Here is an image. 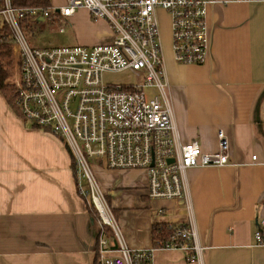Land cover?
I'll use <instances>...</instances> for the list:
<instances>
[{
    "label": "crops",
    "instance_id": "obj_1",
    "mask_svg": "<svg viewBox=\"0 0 264 264\" xmlns=\"http://www.w3.org/2000/svg\"><path fill=\"white\" fill-rule=\"evenodd\" d=\"M213 1L207 62L176 63L169 38L165 93L181 143L213 154L221 131L229 164L190 169L189 203L149 199L144 171L97 167V187L129 249L154 248L153 227L194 225L200 262L160 249L153 264H264L254 238L259 230L264 240V0ZM79 10L87 14L79 43L109 42L108 26ZM87 199L64 142L29 128L0 92V264H95L101 223ZM103 238L116 246L111 229Z\"/></svg>",
    "mask_w": 264,
    "mask_h": 264
},
{
    "label": "built area",
    "instance_id": "obj_2",
    "mask_svg": "<svg viewBox=\"0 0 264 264\" xmlns=\"http://www.w3.org/2000/svg\"><path fill=\"white\" fill-rule=\"evenodd\" d=\"M56 10L15 7L0 0V24L11 31L15 57L12 108L31 129L48 132L68 146L76 167L78 190L90 199L101 229L95 264H153L155 250L190 252L200 262L194 225L172 226L169 239L150 250L124 244L92 175L89 161L107 171L141 170L151 200L187 201V172L229 164L225 135L218 133V152L206 154L192 141L182 144L167 86L157 12L169 19L171 50L180 65H203L209 57L207 7L213 0H64ZM84 9L93 21L104 22L109 42L51 50L30 48L23 25L69 20ZM59 32L64 33L60 28ZM130 72L139 83H104L103 74ZM147 90H154L149 95ZM255 160V158H253ZM85 181L86 189L81 182ZM109 227L116 246L103 238ZM264 227V221L260 222ZM264 245L261 231L254 234Z\"/></svg>",
    "mask_w": 264,
    "mask_h": 264
},
{
    "label": "rangeland",
    "instance_id": "obj_3",
    "mask_svg": "<svg viewBox=\"0 0 264 264\" xmlns=\"http://www.w3.org/2000/svg\"><path fill=\"white\" fill-rule=\"evenodd\" d=\"M51 4H53V8L52 7L50 8L56 10L60 7H63L65 5V1L53 0ZM86 15L87 14L85 12L81 10H77L75 16H73L67 21L61 19L59 23H55V24L40 23L37 24L36 27L33 26L31 28L24 29L23 33L26 42L28 43L30 48H35L39 50H51L57 48L82 46L79 43L78 37L82 36L86 32L85 29L87 25L85 20ZM157 19L159 24L162 47L163 49L164 48L166 49L167 47H169V38H170L168 16L166 13L162 11H158ZM90 22L96 24L97 21L91 20ZM60 28L64 29V33L61 34L59 32ZM107 32H106V36L109 38L110 33ZM93 45L95 46L96 44ZM14 67H15V63H11L10 64L11 79H13L12 76H13ZM102 80L104 81V83L114 84V85H136L139 83V80H137L136 77L130 72L106 73L103 74ZM10 84L12 86V80H10ZM153 92L154 90H147V93L149 95H151ZM89 165L91 168L92 175L96 180L97 175L101 173V171L98 170L99 168H97L99 167V165L96 164L94 161H89ZM81 184L84 189L87 188L85 181H82Z\"/></svg>",
    "mask_w": 264,
    "mask_h": 264
},
{
    "label": "trees",
    "instance_id": "obj_4",
    "mask_svg": "<svg viewBox=\"0 0 264 264\" xmlns=\"http://www.w3.org/2000/svg\"><path fill=\"white\" fill-rule=\"evenodd\" d=\"M12 5L15 7H50L49 0H11ZM59 23L56 20H52L49 22V24H55ZM33 27V24L31 21L28 20V22H25L23 25V30L28 29ZM11 31L7 29L5 26H2L0 24V92L8 102V104L12 107L13 104V98H14V89L10 84L11 80V68L10 64L14 63L15 57L13 53V47H12V42H11ZM66 149L68 153L70 154L72 161L73 157L72 154L68 148L67 145ZM73 168H74V173L76 174V167L74 165L73 161ZM88 201V209L89 213L95 217V219L99 220L97 211L95 210L94 206L92 205L90 199H87ZM172 226H165L161 228L153 227L152 229V238L154 241H157L158 243L160 242H165L169 239V234H170V229ZM103 232H110L109 227L103 226L102 227ZM157 246V243H156Z\"/></svg>",
    "mask_w": 264,
    "mask_h": 264
}]
</instances>
